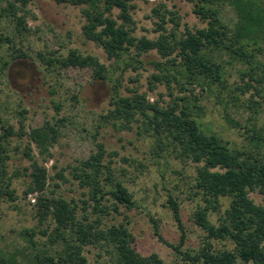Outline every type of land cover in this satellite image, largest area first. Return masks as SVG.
Returning <instances> with one entry per match:
<instances>
[{
	"label": "trees",
	"instance_id": "1",
	"mask_svg": "<svg viewBox=\"0 0 264 264\" xmlns=\"http://www.w3.org/2000/svg\"><path fill=\"white\" fill-rule=\"evenodd\" d=\"M32 1L0 0V29L3 19L10 18L19 36L30 32L27 18L31 14L28 6ZM56 1L85 5L82 9L86 20L83 33L88 40L103 47L113 62L108 66L95 55H84L71 48L69 54L62 57L39 53L43 63L51 72L67 67L91 68L95 79L111 82L112 108L102 114L103 123L130 128L131 120L141 118L145 130L156 138L155 151L161 154L172 150L178 158L195 163L196 174L191 185L194 196L201 195L205 203L196 210L195 221L208 233L209 239H231L235 248L215 249L209 240L199 251H182L187 235L180 203L172 195L169 204L181 229V241L177 245L165 242L192 263L264 264V202L256 203L250 195L255 190L264 195V127L256 123L264 106V60L260 58L264 52V0H189L194 3V12L208 24L195 30L187 26L185 31L180 30L182 16L178 11L169 9L166 4L158 5L153 8V14L158 18L155 31L159 33L154 39L135 35L137 22L132 10L136 4L133 0ZM223 5H231L237 11L234 29L220 17ZM114 9H119L116 16ZM170 23L172 26L168 28ZM4 42L15 43V39L2 32L0 44ZM213 49L228 52L232 61L234 59L245 66L240 71L241 82L230 83L223 64L227 62L211 56ZM151 50H156L161 56L153 62L156 72L152 74L151 82L168 86L172 99L167 105L152 102L146 93L137 90L130 96L123 95L121 91L118 69L124 74L129 67L134 70L142 68L146 61L140 56ZM176 88L179 90L177 93ZM207 92L216 93L217 100L227 110L228 121L239 127L242 123L232 116L228 108L231 101L239 103L241 96L250 93L248 108L255 122L253 126L248 124L244 128L251 146L234 148L229 140L203 127V105L200 102L202 93ZM73 97L78 101L76 94ZM56 108L59 111L61 104H56ZM60 122L48 120L29 133L41 153L51 154L50 148L60 137ZM13 134L24 136L26 133L17 131L14 125L0 116V200L15 201L18 198L7 169L8 144ZM26 154L33 158L31 150ZM106 154L104 143H98L97 151L74 166L72 171L80 185L88 190L89 197L85 202H89L94 213L98 214L95 219L87 212L80 216L77 202L47 194V170L36 166L32 173L33 183L26 193H39V221L45 222L51 217L56 222V235L51 242H59L62 238L63 248L55 254L34 250V264H92L84 248L103 245L104 242L114 248L113 256L97 264H167L156 253L149 257L138 253L133 246L135 237L126 223L102 227V217L110 214L112 209L120 210V204L128 209L137 205L132 191L117 179L112 161H104ZM61 176L65 179L64 175ZM108 196L114 199L112 206L104 203ZM223 198H229V205L217 225L209 216L221 210ZM65 231H69L70 236H66ZM25 235L33 236L34 232L26 231ZM30 241L35 243L33 239ZM0 264L18 263L15 257L0 253Z\"/></svg>",
	"mask_w": 264,
	"mask_h": 264
},
{
	"label": "rangeland",
	"instance_id": "2",
	"mask_svg": "<svg viewBox=\"0 0 264 264\" xmlns=\"http://www.w3.org/2000/svg\"><path fill=\"white\" fill-rule=\"evenodd\" d=\"M133 3L136 4L132 10L137 22L135 35L139 38L158 37L159 33L155 31L158 18L153 14V8L161 4H166L182 16L181 31H185L187 26L195 30L208 24L194 12V3L189 0H133ZM83 7L85 5L76 6L56 0H33L28 6L31 14L27 18L31 30L24 36L17 34L12 19H3L0 34H8L15 39V43L0 44V116L14 125L17 131L23 130L26 134L11 135L8 144L7 169L18 198L15 201L7 198L0 200V253L15 257L18 264H34V250L55 254L63 248L62 238L59 242H51L56 235V222L51 217L45 222L39 221V193H26L33 183L32 173L36 166L47 170V194L77 202L80 216L87 212L92 219L97 217L93 207L85 202L89 197L87 188L80 185L72 171L74 166L97 151L98 143H104L106 147L104 161H112L117 179L124 182L137 201L132 209L120 204V210L112 209L110 214L104 215L103 228L126 223L135 237V250L145 257L156 253L167 264H204L185 260L169 245H177L181 241V229L169 204L172 195L180 203L187 235L182 251H199L209 240L215 249H234L235 243L231 239H209L208 233L195 221L196 210L205 205L201 195L194 196L191 185L196 174L195 163L178 158L172 150L161 154L155 151L156 138L145 130L141 118L131 120L130 128L103 123L102 114L112 108V84L108 80L95 79L91 68L67 67L51 72L43 63L39 53L62 57L68 55L71 48H76L84 55H95L102 63L111 65L113 60L108 58L104 48L88 40L83 33L86 21ZM118 13L119 9H114L115 16ZM220 17L231 29L235 28L238 14L233 6L223 5ZM167 26L170 28L172 24ZM210 55L227 62L223 64L230 83L241 82L240 71L245 67L242 63L232 61L224 50L213 49ZM140 58L146 61L142 68L134 70L129 67L124 74L118 69L117 77L121 79L123 95L130 96L132 91L137 90L146 93L150 101L167 105L172 99L168 86L151 82L152 74L156 72L153 62L161 59L160 54L151 50ZM260 58L264 60V52ZM75 94L79 97L78 101L73 97ZM249 96L250 93L241 96L236 104L231 101L228 108L232 116L242 123L239 127L228 121L227 110L217 100L216 93H202L203 127L229 140L234 148L251 146L244 128L248 124L253 126L255 122L248 108ZM58 103L61 104L59 111L56 108ZM61 119L65 120L60 122ZM48 120L60 122V137L50 148V155L41 153L29 137L32 129L43 126ZM256 123L264 127V106ZM29 150L33 158L26 154ZM250 195L256 203L264 202V195L258 190ZM104 203L112 206L113 197L108 196ZM222 204L220 211L209 216L217 225L229 205V198H223ZM85 207H89L87 211ZM26 231L34 232V235L26 236ZM65 233L70 236L69 231ZM113 251L112 245L106 242L84 248L92 264L112 259Z\"/></svg>",
	"mask_w": 264,
	"mask_h": 264
}]
</instances>
